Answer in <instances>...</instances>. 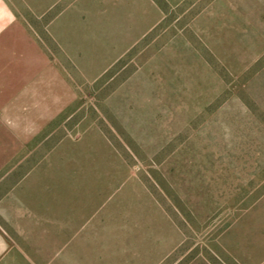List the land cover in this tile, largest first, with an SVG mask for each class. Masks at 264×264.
Masks as SVG:
<instances>
[{"label": "rangeland", "instance_id": "1", "mask_svg": "<svg viewBox=\"0 0 264 264\" xmlns=\"http://www.w3.org/2000/svg\"><path fill=\"white\" fill-rule=\"evenodd\" d=\"M0 10V84L16 71L39 94L0 115L9 255L264 264V0Z\"/></svg>", "mask_w": 264, "mask_h": 264}, {"label": "crops", "instance_id": "2", "mask_svg": "<svg viewBox=\"0 0 264 264\" xmlns=\"http://www.w3.org/2000/svg\"><path fill=\"white\" fill-rule=\"evenodd\" d=\"M6 12L5 10H0V32L13 20L9 18ZM18 74L19 73L16 71L13 73L8 72L6 83L0 84V115L2 118L5 117L7 122L10 120L9 116L13 114V112L8 109L39 106L38 89L33 88V86H31V88L30 86L24 88L22 80H20L21 76ZM20 81L22 83L21 86L18 85ZM15 82L16 84H14ZM10 246L11 245L8 244L5 237L0 234V264H21L13 253L9 255ZM14 250L15 249H13L12 252H15Z\"/></svg>", "mask_w": 264, "mask_h": 264}]
</instances>
